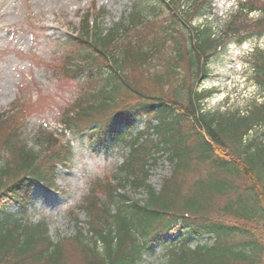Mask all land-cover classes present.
I'll return each mask as SVG.
<instances>
[{"label":"trees","instance_id":"trees-1","mask_svg":"<svg viewBox=\"0 0 264 264\" xmlns=\"http://www.w3.org/2000/svg\"><path fill=\"white\" fill-rule=\"evenodd\" d=\"M147 2L110 29L101 26L102 10L83 12L57 45L63 76L84 85L61 112L59 134L92 151H127L112 182L94 184L83 200L87 221L69 238L52 240L43 221L21 227L19 215L33 187L51 188L58 167L72 165V141L39 130L37 150L27 148L25 112L16 105L0 113V264H142L154 246L166 250L164 264H264V136L246 138L264 128V102L243 116L209 115L211 92L198 85L215 53L264 36V0L238 1L216 39L208 25L193 22L211 12L210 2ZM157 14H166L161 24L152 20ZM250 14L258 17L249 21ZM166 38L174 45L169 57ZM258 55L253 79L264 92ZM139 123L146 131L135 132ZM163 158L170 176L156 192L148 174ZM202 165L205 177L189 182ZM127 187L146 198L131 197Z\"/></svg>","mask_w":264,"mask_h":264},{"label":"rangeland","instance_id":"rangeland-1","mask_svg":"<svg viewBox=\"0 0 264 264\" xmlns=\"http://www.w3.org/2000/svg\"><path fill=\"white\" fill-rule=\"evenodd\" d=\"M147 1L0 0V113L16 105L25 112L28 124L23 130L28 142L27 148L31 147L36 151L37 148L33 146L34 138L39 130H45L60 142L71 140L76 154L73 168H60L57 171L54 191L46 192L42 198H38L35 193L32 201L34 207L22 219V226L35 225L43 220L52 240L69 238L73 234L75 223L83 225L87 221L79 206L92 179L100 176V184L110 181L111 176L116 173V167L126 157L127 151L123 148L117 151L112 148L98 149L89 153L81 140L70 134L57 135L61 112L71 106L84 87L81 84L82 78L75 81L63 76L65 69L61 66L65 55L57 45L63 41L65 34L74 32L78 27L81 12L93 8L95 11L102 10L104 17L101 26L110 29L131 12L133 7L143 8V2ZM206 1L211 4V12L193 21L194 26L208 25L216 39L223 33L229 16L234 11V2ZM157 16L158 14L153 16L152 20L160 24L166 18V14L159 19ZM257 17V14H251L248 20L254 21ZM165 40V55L169 57L173 55L174 45L169 38ZM176 40L182 45L181 48L186 47V39ZM224 42L228 43L227 40ZM260 53H264V36L258 40L251 39L240 47L231 42L225 52L215 53L208 81L198 84L201 89L205 87V90L213 92L211 98L204 103L207 114L232 116L233 113H238L243 116L264 102V92L254 83L252 72ZM158 71L164 72L165 67L160 66ZM153 126L156 124L153 123ZM143 129L140 124L138 131ZM262 136L264 128H254L246 138L259 141ZM155 138L154 136L152 139L156 140ZM4 158L3 156L0 163ZM170 168L164 158L160 159L158 166L149 171L148 185L159 192L162 179L170 176ZM205 170L202 165L189 182L198 177L204 178ZM125 192L137 200L145 198V192L141 190L134 193L127 187ZM9 212L15 214L16 210L12 207ZM153 250L152 256H144L142 264L165 263L166 250L160 246Z\"/></svg>","mask_w":264,"mask_h":264}]
</instances>
